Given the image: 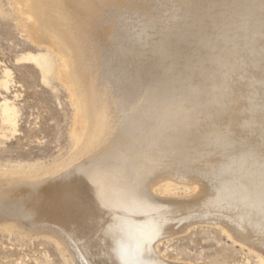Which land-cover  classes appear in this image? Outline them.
<instances>
[{"label": "bare ground", "instance_id": "obj_1", "mask_svg": "<svg viewBox=\"0 0 264 264\" xmlns=\"http://www.w3.org/2000/svg\"><path fill=\"white\" fill-rule=\"evenodd\" d=\"M253 1L250 0L249 2L253 3ZM261 1L263 3V0ZM261 1H259V4ZM18 2L24 5L25 10L28 11L23 13L25 16L29 13L26 18L33 20L26 24V27L29 28V32L33 35L31 37H33V39L35 37L34 41L40 44L39 46L45 45L55 56H58L63 66L66 67L64 71L60 72V77L62 81L69 86L70 92H73L72 94L75 95V100H80V103H78L80 117L79 120H77V130L74 132L76 134H74L76 138L75 149L67 158L50 167L36 169L29 173L0 172L1 191L3 184L8 181H13L12 179L27 185L19 189L22 191L21 194L24 196V199L22 197V199H20L11 196L7 200L0 197V225H3L4 228L5 226H11L12 228H17L25 232L30 231L32 234H52L54 237L62 240L64 245L66 244L68 246V252H70L75 259L72 258L75 261L74 264H164L155 257L152 249L154 247L153 242H155V240L160 241L158 238L171 233L174 228L173 225L176 223L175 221L181 216H184V220H178V224L179 222L182 223V221L188 222L190 218L194 217H198L199 219L211 218L210 220H212V223L221 225L226 230L228 229V232L230 231L229 233L234 236L235 241L237 239L243 242V244L246 243L250 248L264 254V150L259 151L257 149L258 147L255 148L257 146L255 143H251L254 144L251 145L252 148L246 145V148L241 145L235 150H233V148H228V146H231L233 143V138H231L228 133V131L230 132L229 129H226V131H223L222 128L219 129L218 123L222 122L221 118H218L221 114L219 111L220 108L218 109V107L216 108L213 106L219 103L222 105L223 101L226 102L225 100L227 99L233 104L237 102L239 98H246V101L249 103V107L246 109L254 113L260 106V104L257 103L258 100L260 102V99L263 98L261 97L259 99L258 97V100L256 98L261 95V89L262 92H264V82L261 88V84L259 86L257 83L258 81L261 83L260 79L257 80L260 76H256V79V74L254 75L257 66H259L257 63L259 62H253L252 67L250 66L251 63L248 62H252L251 60L253 57L264 48H259V45L264 42L258 44L260 41L257 40L258 43L256 44H258V48H256L257 50L260 49L257 53L256 49H254L256 50L255 53L254 51L252 52V50L251 52H243V49L245 48L246 50L247 46L244 48L242 47L243 49L241 47V49L236 48L237 45H243V43L245 44V42L249 40H247L248 37H245L247 32H245L244 27L241 26L249 17L245 14L246 12L244 13L248 1L245 4L243 1L245 8L241 6L243 8V10L241 9L242 13L248 17L244 16L246 18L244 22L240 23L239 20L238 24L234 25L236 27L241 24L239 25L240 27L236 29L239 33L237 35L240 36L237 37L241 40H237L234 34L230 36L229 33L228 36H226L227 34H220L219 37L218 34L220 32H218L217 36L219 38H217V40L214 39L218 42L216 46L218 50H216L217 54L214 52L215 55L211 54L208 48H202L203 44L201 38H199L201 39L199 41H197L198 38L192 41L191 39L193 37L191 36L192 38L189 39V43L194 42L193 44H197V46L194 45V48L187 51L188 43L182 44L183 49L181 48V50H179L177 48L179 51H176L175 45L178 44V42L172 43L168 37L163 39L162 36L161 38L158 36V38H160L158 41L152 39L146 42L144 40L150 39L151 33L148 34L145 28H143V30L140 28V34L136 32L138 30H131L130 34H132V31H135V34L138 33L137 37L132 36L134 39L132 37V39L127 37L130 39L129 46L126 43V45L121 43L116 44V48H114L115 52L117 54L121 53L123 54L122 56L129 58L131 64H133L132 61H134L136 65L142 62L140 65L142 68H145V63L152 61L151 63H153L152 65H154V67L161 66V70L163 71L160 73L158 70V76L160 77L163 75L159 78L155 76L157 72L154 73L155 70H151L153 67L151 69L148 68V73L146 72L148 77L144 76L147 77L145 78L147 81L144 79L146 85L141 82L143 84L142 86H140L136 79H133L136 77V73L134 74L135 77H133V73L139 70L140 65H137L139 67L135 65L137 68L135 67L136 71L133 70L132 74L130 73L132 72V68L131 71H127L128 69H125L126 66H124V64L123 67L119 66L120 68H124L122 71L124 76L117 78V75L107 67V59L110 60L113 56V54H109V48L113 46V43L115 44L113 39L114 35L116 36L117 34H115V30L117 29L115 27L119 24L118 21L121 19L123 13L129 12V14H141L142 16L147 13L145 11L148 8L144 11L143 6L142 8L127 7L125 3L128 1L126 0H18ZM142 2L139 1V6ZM145 2L146 1H144V4ZM192 2H194V0ZM195 2L197 1L195 0ZM226 2L228 1L226 0ZM147 3L149 4V1ZM230 4L232 3L230 2ZM177 9H175L174 12H177ZM185 9L186 8H184V10ZM184 10L180 12L182 13ZM188 10L186 9V11ZM237 10L241 12L240 9L237 8ZM75 13L77 14L75 15ZM257 13L255 14L257 15ZM256 15L253 17L255 18ZM173 16L175 17V15ZM193 16L196 18L199 17L191 12L187 16L185 15V18H192ZM235 16L236 15H234V18ZM237 16L236 19H243ZM69 17L76 19V21H78L77 18L81 19L78 21V28L76 27V29H74V23H68L70 20ZM151 17L154 18V16ZM205 19V16H201L195 19L196 21L193 23L202 25L204 21L206 23ZM116 20L117 22H115ZM182 21L181 23L183 24ZM186 21H188V19L185 20V22ZM229 23H227L228 26L231 24ZM247 23L250 25L249 22ZM259 23L255 22V25H259ZM192 24L190 23L189 26ZM194 24L193 26L197 25ZM142 25L144 26L145 24ZM142 25L140 27H143ZM172 25L173 24H171V26ZM232 26L233 25L230 27ZM258 27H254V29L258 28L259 31L256 30V32L260 33L262 31L261 27L264 26L260 24ZM233 28L234 27H232V29ZM165 29L166 28L162 30L161 28L166 35L175 32L170 29L168 30L170 32H168L165 31ZM205 29L207 31L206 27L204 30ZM195 30L197 31L198 29L196 28ZM177 31L178 30H176V34ZM196 31L194 32V30H192L191 33L195 34ZM251 31L253 33L255 32V30L252 29ZM172 35H174V33H172ZM180 35L183 36V33L181 32ZM187 35L189 36L188 33ZM256 35L257 34L253 37H256ZM185 36L186 35L183 37L185 38ZM263 36H261L262 39ZM195 37L196 36H194V38ZM258 38H260L259 35ZM252 41L254 40H251V42ZM198 43H201L202 46L200 44L198 46ZM253 43L254 42H252L251 45ZM210 45H208V47ZM178 47L181 46L178 45ZM171 48L175 49L173 52L171 51L172 53L170 52ZM249 50L247 49V51ZM181 53L183 55L186 53L190 56V59L185 61L184 64L181 62L183 61V59L180 58V56L182 57ZM142 58L149 59L144 62V60L140 61ZM47 59L48 56L46 55L39 57L29 55L23 56L21 60L25 62H34L37 65L43 62L45 63V67H43L42 70L48 72L50 66ZM243 66L244 68L246 67V70L242 69ZM180 69H186L182 75L179 74ZM240 70H243V72L245 71L243 77H239L240 75H238ZM119 73H121V71ZM263 73L264 72H262V74ZM126 76H128V78ZM138 76H140V74ZM152 76L155 77L153 78ZM9 78L11 79L9 71L4 70V79L0 81V86L6 91L8 89ZM262 80L264 81V79ZM238 84L241 86L237 87ZM247 87H251L250 89L253 90L249 92L247 91ZM163 89L168 91V94L172 93L170 97L165 95L167 92L162 93L164 92ZM246 91L249 93L245 95L244 93H246ZM251 99L255 100L253 105ZM243 102L245 103V101ZM248 103L245 105L242 104V107L245 108ZM242 110L244 109L241 108L240 111L242 112ZM0 111L2 124L9 128V132L12 131V133H14L16 126L14 107L4 101ZM260 111H262V109ZM246 115L250 116L249 114H244V116ZM230 116L232 117V115ZM86 117L89 119L84 120L87 119ZM236 119L237 118L233 120L228 119L230 122L224 119L226 123L220 124L226 127L229 124L233 125L239 123ZM251 119L252 120H250V118L243 120L242 118L243 121L240 120L242 122H240L241 127L239 128L243 129V127H246L247 130L250 129L249 132L256 130L255 134H258L257 131L261 132L259 127H263L262 125L264 122L259 126L258 124H253L255 123V121H253L254 118ZM260 121L258 122L259 124H261ZM231 128L235 129L234 127ZM259 136L262 137V135ZM239 137L237 138L239 139ZM208 138H212V140L207 141ZM199 141L203 142V148L201 150L197 148L201 145ZM195 143L200 144L197 146ZM224 144L225 146L222 147L223 150H230V153L227 152L228 154L226 155L223 154L215 160L212 159L211 155H209L214 152L211 150V147L217 149L219 148L218 146L221 147ZM233 145L235 144L233 143ZM236 147L234 146V148ZM191 149L195 150L194 155H196V157L194 156L192 158L191 155L188 156V154H192V152L188 153ZM221 149L219 151H221ZM217 155L218 154H216V156ZM193 159L205 166L209 165L208 163L216 165L212 167V170H215L216 173H218L217 175L220 174L225 176L226 180L229 178V181L224 180V182H220L218 187L214 188L215 192L208 193L211 187L207 191L209 187L208 184L207 186L205 184L207 181L205 183L202 182L200 177L197 178L195 174L194 178H190L189 180L184 179L190 182L189 184L191 185H189V188L194 191L193 196L191 195L192 197L190 196L191 198L189 197L186 201L170 197L167 200L166 198L168 197H166L164 201H161L155 196H152L153 194L150 191L151 187L154 186L152 183L154 184V182L156 183L158 179H160L159 181L162 180L166 183V186L170 187V183L166 182L171 178L169 174H174L175 172L178 175L179 168L186 165L188 166L189 161ZM195 160H193V162ZM209 160L212 162H208ZM197 170L198 169L195 170L196 173ZM202 170L200 169L199 172ZM206 170L208 171V169ZM64 171H68L69 175H74L73 181L70 180V178L69 181L67 180L68 178L66 175L68 174L65 173L64 175ZM60 172L63 173L64 176H61L59 174ZM57 174L61 177L49 181L44 187L43 184L45 181ZM184 177L185 175L182 178ZM182 178L181 181L183 182L184 180H182ZM201 178L203 179L204 177ZM231 178L233 181L230 180ZM221 180L223 179L219 181ZM203 181H205V179ZM208 181L210 180L208 179ZM228 182H231L229 183L230 185L227 184ZM236 185L238 187H236ZM240 186H244L242 190L239 188ZM76 187L79 189H76ZM2 192H4V189ZM7 193L10 192L7 191ZM44 194L48 195L49 198L46 200V204L44 203L45 205H43L55 216L57 223L42 217L40 214H35L37 208L41 209V207H43L41 205L42 201H39V197L41 195L44 197ZM49 200H52V202L49 203ZM31 201H33L34 204ZM239 201L247 203V205H243L245 208L252 205L259 207V216L253 219L255 215L252 217L251 213L247 211L248 209H244L243 207L242 209L244 210H241L243 215L239 216L240 211L234 212V210H238V208H235L239 206L235 207V205H237ZM223 202L230 207H223L221 205ZM53 206L58 207L55 210ZM95 207L98 211H103L102 213L100 212L101 215L107 212L109 216L111 215L112 218L115 219L116 223L114 224L117 226L115 227L117 229L115 231L117 232L108 230V225L105 227L107 229L106 231L100 230L101 226H104L99 224L101 222L100 214L95 212ZM57 213L60 216L57 215ZM190 213L194 215L191 216ZM247 214L250 216L249 219ZM110 225L111 224H109L108 228ZM124 230L130 234V236L134 237H132L134 242H137L134 244L131 242L133 240H131L130 242L133 245L129 248L123 246L121 243L117 244L113 242L116 239L115 236L118 234L120 235L122 233L120 231ZM231 234L230 236H232ZM127 242L129 241L127 240Z\"/></svg>", "mask_w": 264, "mask_h": 264}, {"label": "rangeland", "instance_id": "obj_2", "mask_svg": "<svg viewBox=\"0 0 264 264\" xmlns=\"http://www.w3.org/2000/svg\"><path fill=\"white\" fill-rule=\"evenodd\" d=\"M126 1H128L127 3H125V6H127V7H136V8L140 7V8H142V6H143L144 11L146 10V8H148V9L150 8L149 9L150 11L147 9L145 11L147 13L143 14L142 16H141V14H133V13L129 14V12H125V13H123L121 19L118 21V23L120 25L117 23L118 25L115 27V28H117L115 30V34L117 33L116 34L117 37L114 35L113 39H114L115 44L113 43V46L109 48V54L110 55L113 54V56L111 57L112 60L110 59L111 61L107 59V65H108L107 67H109L110 70L115 75H117V78L124 76L123 72H122L124 70V68H120V67H123V64H124V66H126L125 69H128L127 71H129V70L131 71V68H132V72H130L131 74L133 73V70L136 71L135 67L137 65L142 64V62H140L136 65V63L134 61H132L133 64H131L130 63L131 61H129V58L122 56L123 54H121V53L117 54L115 52V49H114V48H116L115 46L118 43H121L124 45L127 44L129 46L130 39L133 38L132 36L137 37V34H138V33L135 34L134 33L135 31L134 32L132 31L131 32L132 34H130L131 30H138L136 32H139V34H140V31H141L140 28H142V30H143V28H145L148 34L151 33L150 39L148 38V39L144 40L146 42H147V40L149 42L152 39L153 40L155 39L158 41L161 38V36L163 39L168 37V38H170L172 43L178 42V44L175 45L176 51L181 50L182 44L188 43L187 44V47H188L187 51L189 49L191 50L192 48H194V45L197 46V44H193L194 42L189 43V39H191L192 37L194 38V36H196L195 37L196 39L192 38L191 40L194 41V40H197V38H198L197 41H199L202 39L201 40V42L203 44L202 48H208V50L211 51V54L215 55L214 52H216V50H218V49H216L217 48L216 46L218 44V42H216V40H217V38L220 37L219 35L220 34L221 35L227 34L226 36H228V33H229V35L232 36V34H234V36L238 40L240 36L237 35L239 33L236 29H238L240 27L239 25H241V24L237 25L236 27L234 25L238 24L239 20H240V23L244 22L246 19L244 16L248 15L249 16V17L247 16L248 21L246 19L245 23L249 22L250 25L248 23H247L248 25L245 23H242L243 25H241V26H243L245 29V32H247L245 34L246 35L245 37H248L247 40L248 39L249 40L246 41L245 44L243 43V45H240V46L237 45L238 47L236 46V48L241 49L242 47L244 48L247 46L246 50H245V48L244 49L242 48L243 52L244 51L251 52V50H252V52L254 51V53H255V51L258 48V44H261L262 42H264V36H263L264 35V27H261L262 31L260 30L262 32V34H261V32L260 33L256 32V30L259 31L258 26H260V24H261V26H264V24H263L264 23V20H263V18H264V4H263L264 0H263V3L261 0H254V1L252 0L253 3L249 2L250 0H241V1L240 0H235V1L232 0L233 2L231 0H227L229 2V4H228V2H226V0H221V1H219V0H215V1L214 0H202V1L196 0L197 2H195V0H194L195 3L192 2L193 0H155V1L144 0V1H146L145 4H144L143 0H138V2H137V0H135V1L132 0V2H131V0H126ZM139 1L140 2L143 1L140 4V6H139ZM148 1H149V4L147 3ZM243 1H244V4L248 1L246 3L247 8H245ZM259 1H261L260 4H259ZM230 2L232 4H230ZM136 4H137V6H136ZM223 4L224 5L227 4V5L231 6L232 8L227 6V5L224 6ZM254 4L260 9H258ZM144 5H145V8H144ZM150 5H151L152 9H151ZM250 5H252V6H250ZM259 5H261L262 8ZM23 6L24 5L20 4L18 2V0H0V81L2 79H4V70L9 71L10 76H11V79L9 78L10 82L8 81L7 91L4 90L2 88V86H0V108H1L2 103L4 101H6L10 106L14 107L15 116H16L15 132L12 133V131L9 132L10 130H9V128H7V126L2 124V116H1V111H0V172H4V171L5 172H15V173H19V174H20V172H21V174L22 173H29V172L36 170V169L50 167L52 165H55L56 163L61 162V160L65 159L69 155H71V153L75 149V145H76V138L74 136V134H75L74 132H76V130H77L76 129L78 126L77 120H79V117H80V115H79L80 108L78 107V103H80V100H77V99L75 100V98H76L75 95L72 94L73 92H70L71 90L69 89V86L64 81H62V79L60 77V72L64 71L66 67L63 66V64H62V62L58 56H55V54L52 53L48 48H46L45 45L39 46L40 44H38L37 42L34 41L35 37H34V39H33V37H31L33 35L31 32H29V28L26 27V24L28 22L33 21V20H31L30 18H26V16H28L27 14H29V13H27L26 16H25V14H23V13L28 12L25 10V6L24 7ZM218 6H219V8H218ZM241 6L242 7L244 6V8H245L244 13L246 12L245 14H247V15L242 13L241 9L243 10V8ZM166 7H167V9H166ZM180 8H181V10H184V8H186L187 10L189 9L188 10L189 13H188V11H186V9L184 11H182V13H181ZM237 8L240 9L241 12H239V10H237ZM175 9H177L176 10L177 12L179 11L178 12L179 14L177 12H174ZM249 10H250V12H249ZM191 12H193L196 16H199V17L196 18L193 16L192 17L193 19L187 18V17L185 18V15L187 16ZM231 12H232V14L233 13L234 14L232 15ZM251 12H252V14H251ZM186 13H188V14H186ZM239 13H241V14H239ZM255 13H257L258 17ZM76 14L77 13H75V15ZM180 14H182L184 16H182ZM249 14H251V15H249ZM253 14L256 15L255 18L253 17L254 16ZM149 15L154 16V18L149 16ZM173 15H175V17ZM224 15H225V17H224ZM234 15H236V16L238 15L239 17H242L244 20L242 19L243 20L242 21L241 18L236 19V16L234 18ZM201 16H205L206 23L204 21V23H202V25L199 23L194 24L193 22L196 21L195 19H198ZM226 17H227V19H226ZM77 19H78V21L81 20L79 18H77ZM111 19H113V18H111ZM152 19H154V20H152ZM187 19H188V21L185 22V20H187ZM189 19H191V20H189ZM78 21H76V19L70 18L68 23L69 24L74 23V26H75L74 29H76V27L79 24ZM138 21H139V23H138ZM161 21L164 23H162ZM181 21L183 22V24L181 23ZM214 21L215 22L217 21V22L215 23ZM75 22H76V24H75ZM115 22H117V20ZM207 22H208V24H207ZM218 22H219V25H218ZM224 22H225V24H224ZM233 22H235V23H233ZM255 22L256 23L260 22V23H259V25L256 24L257 25L256 26ZM134 23H135V25H134ZM179 23H180V25H179ZM190 23L191 24L193 23L194 25L197 24L198 26L197 25L193 26V24L189 26ZM227 23H229L230 25L228 26ZM142 24H145V25L143 26ZM168 24H170V25H168ZM171 24H173V25L171 26ZM141 25L143 27H140ZM175 25L177 28L175 27ZM231 25H233L232 27H234L233 29H235V30H233L232 27H230ZM147 26H148V28H147ZM214 26H215V28H214ZM195 27L199 31L198 30L196 31ZM205 27L207 28V31H206V29L204 30ZM254 27L255 28L258 27V28L254 29ZM132 28H134V29H132ZM161 28H162V30H164V28H166L165 31H168L170 29L171 31H175V32H171V34L168 33L166 35V33L164 31H162ZM249 28H251L252 30H255V32L253 33L251 31V29H249ZM186 29H188V30H186ZM202 29H203V31H202ZM217 29H219V30H217ZM227 29H229V30H227ZM176 30H178L177 34H176ZM192 30H194V32L196 31V33H195L196 35L194 33H191ZM248 31H250V32H248ZM168 32H170V31H168ZM181 32L183 33V36L186 35L185 38H187V39H185L182 35H180ZM184 32H186V33H184ZM202 32H204V33H202ZM218 32H220V33L218 34ZM29 33H30V35H29ZM172 33H174V35H172ZM187 33L189 34V36L187 35ZM248 33H250V34H248ZM192 34H194V35H192ZM199 34H200V36H199ZM217 34L219 37L217 36ZM255 34H257L256 37H253V36H255ZM211 35H214L215 38H214V36H211ZM241 35H244V34H241ZM258 35L260 38H261V36H263V39L258 38ZM34 36H36V35H34ZM158 36L160 38H158ZM237 36H239V37H237ZM249 36H251L252 38ZM127 37L130 39H128ZM124 38L128 39V40H125ZM199 38H201V39H199ZM204 38H205V41H204ZM227 38H230V37H227ZM214 39H216V40H214ZM255 39H256V41L259 40L260 42L259 43H258V41L256 42ZM174 40H176V41H174ZM239 40H241V39H239ZM251 40H254V41H252V42H254L252 45H251V43H252ZM203 41H204V43H203ZM249 42H250L251 46L249 45ZM211 43L214 45V47ZM256 43H258V44H256ZM190 44H193V45H190ZM199 44L202 46L201 43H198V46H199ZM206 44H208V45L211 44L209 46L211 49ZM178 45L181 47H178ZM263 45H264V43L259 45V48L261 49L262 47H264ZM184 47H185V45H184ZM247 49L248 50L250 49V50L247 51ZM254 49H256V50H254ZM260 49H258L256 51V53ZM174 50L175 49L171 48L170 52L171 51L173 52ZM263 50H264V48H262L259 51V53L257 55H255V57H253L254 60L252 59L251 60L252 62H248V63H251V65H250L251 67L253 66V62H259L257 64L261 67L257 66V70H255L256 73H254V75L256 74L255 77L260 76V77H258V79L256 77V79L257 80L260 79L261 83L259 81L257 83L259 84V86L261 84V86H260L261 88H262V85L264 82L262 80V79H264V73L262 74V72H264V68H263V66H264V51ZM216 54H217V52H216ZM29 55L38 56V57L39 56H45V55L48 56L47 61H48L49 66H50V68H49L50 70L48 72H45L44 70H42V68L45 67V63H43V62H40V64L37 65L34 62H28V61L25 62V61L21 60L23 56H29ZM117 57H119V58H117ZM178 58H177V60H178ZM180 58L183 59V61H181V62L184 64L185 61H188L190 59V56H189V54L184 53V55L182 54V57L180 56ZM255 58H256V60H255ZM127 59H128V62H127ZM147 59H149V58H142L140 61L144 60V62H145V60H147ZM151 62L145 63V68H142L141 65H140V67L137 66V67H139V70L133 73V77H135L134 74L136 73V77L133 79H136L137 82H139L140 86H142L143 84L146 85L145 80L147 81V79H145V78L148 77V74L146 75V72L148 73V68L151 69L153 67L151 70H153V71L155 70L154 73L157 72V73H155V76H158L159 72L160 73L163 72L161 70V66H158V67L155 66L154 67V65H152L153 63H151ZM110 63H111V65H110ZM113 63L116 65H114ZM146 66H147V68H146ZM246 66H248V65H246ZM133 67H134V69H133ZM158 68H160V69H158ZM120 69H122V70H120ZM242 69L246 70V67L244 68V66H243ZM144 70H145V73H144ZM158 70H159V72H158ZM185 70L180 69L179 74L182 75ZM243 70L242 71L240 70L238 72L239 73L238 75H240L239 77H243V74L245 72V71L243 72ZM120 71H121V73H119ZM258 72H261V73H258ZM139 74H140V76H138ZM144 76H147V77H144ZM162 76L163 75H161L160 77H162ZM126 77L128 78V76H126ZM140 79H142V80H140ZM141 82H143V84ZM84 86H86V85H84ZM239 86H241V85L238 84L237 87H239ZM247 88H248L247 91H249V92H250V90H253V89H250L251 87H247ZM263 89H264V86H263ZM166 90H168V89H166ZM163 91L164 92H162V93L167 92L165 95H168L169 97H170V94H172V93L168 94V91H165V89H163ZM247 91H246V93H244L245 95L249 93ZM261 92H262V89H261ZM261 92H260V94L263 96H261V95L257 96L256 97L257 100H258V97H259V99L261 97L264 98V92H262L263 94ZM245 95H244V97H245ZM231 97H232V95H231ZM263 98L260 99L261 103L258 100L257 103L260 104V106L258 105L259 108L258 107L257 108L259 110L256 109V111L254 113H251L250 112L251 110L246 109L249 107V103L246 101L247 100L246 98H244V99L239 98L238 101L234 102L233 104H231L230 100L227 99L225 101L228 102L229 104L223 101L222 105H220V103L213 105L216 108L218 107V109L220 108L219 111L221 114L220 113H219L220 115L218 114L219 115L218 118L219 119L221 118L222 122L218 123V126L220 127V128L219 127L218 128L219 129L222 128L223 131H226V129H229L230 132L228 131V133L230 134L231 138H233L232 141L235 145H233V143L231 144V146L226 145V146H228V148H230V149L233 148V150H235V149H238L241 145L242 146L246 145V146L252 148L251 145H254V144H251V143H255V145H257L255 148L258 147L257 149L259 151L264 150L263 149L264 148V132H263V128H264V124H263V122H264L263 101L264 100H263ZM243 101H245V103ZM237 103H239V104H237ZM246 103H248V105H246V107L243 108L242 104L245 105ZM251 103L253 105V103H255V100L251 99ZM234 105H236V106H234ZM241 108L244 109V110H242V112L240 111ZM261 109H262V111H260ZM224 111H225V113H224ZM226 112L228 115L226 114ZM234 112H235V114H234ZM244 114H249L250 116H248V115L244 116ZM230 115H232V117ZM253 115H255V116H253ZM245 117H247V118H245ZM86 118L87 119H84V120L89 119L88 117H86ZM227 118L229 120H233V119L237 118L236 120L239 123H236L237 125L236 124H233V125L229 124L228 125L229 127L228 126L225 127L224 125L220 124V123H226V120H228ZM231 118H233V119H231ZM242 118H243V120H247L249 118H250V120H252L251 118H254L253 121H255V123H253V124H258L259 126L263 124L262 125L263 127H261V126L259 127L261 132L257 131L258 134H255L256 130L249 132L250 129L247 130L246 127L245 128L243 127V129L239 128V127H241L240 122L243 121ZM224 119H226V120H224ZM260 119H261V121H260ZM240 120H242V121H240ZM259 121L261 124L258 123ZM238 124H240V125H238ZM231 127H234L235 129H233ZM232 130H234V131H232ZM246 131H248V132H246ZM239 134H240V137H239ZM259 135H262V137H260ZM242 136H243V138H242ZM257 136H259V137H257ZM237 137H239V139ZM208 140H212V138H210V139L208 138L207 141ZM261 141H263V142H261ZM199 142L201 143V145H199L200 143L199 144L195 143V144L197 146L199 145L197 148H199L201 150L203 148L202 147L203 142H201V141H199ZM223 146H225V144L222 145L221 147L218 146L219 148H217V149L215 147H214L215 149L213 147H211L212 148L211 150L214 151V152H212V151L211 152L213 154H215V155H213L212 153L209 154V155H211L212 159L215 160V159L219 158L220 156H222L223 154L226 155V154L230 153L229 152L230 150L229 151L223 150V148H222ZM234 146L235 147L237 146V147L234 148ZM246 146L244 148H246ZM220 149H221V151H219ZM190 152H192L193 155ZM188 153H190V154H188V156L191 155L192 158L194 156L196 157V155H194V153H195L194 149H191ZM216 154H218L217 155L218 157L216 156ZM193 160H195V159H193ZM193 160H190L192 163L189 161L188 166L186 165V166H182L181 168H179L180 170H179L178 175L175 172H174V174H169V177L171 176V178L166 182L170 183V185H171L170 187L166 186L165 185L166 183L163 182L162 180L161 181L163 183L161 181H159L160 179H158V182H156L157 184L155 182H154V184L152 183V185H154V186L151 185L152 187L150 189L151 193L153 194L152 196H155L157 199H159L161 201H164L166 197H168V198H166V200L169 199V197H170L173 199L177 198L178 200H185L186 201L187 199H189V197L191 195L193 196V194H194V191H192V189L189 188L190 187L189 185H191V184H189L190 182H187V181L190 178H194L195 174L197 175L196 176L197 178L200 177L202 182L205 183L207 181L205 183L206 186H207V184L209 185V187L207 188V191L211 187L210 190L208 191V193H212L213 191L215 192L214 188L218 187L220 182H222V181L224 182V180L229 181V178H227L228 180H226L225 176L220 175V174H219L220 175L219 176V175H217L218 173H216L215 170H212V167L216 166V165H213L212 163L211 164L208 163V162H212V161L209 160L207 162L209 165L205 166V165L199 163V161L195 160L193 162ZM200 162H202V161H200ZM250 165H252V164H250ZM196 169H198L197 173L195 171ZM200 169L201 170L203 169V170L201 172H199ZM206 169H208L209 172ZM210 170L213 172H211ZM63 173H64V175H65V173L68 174V171H64ZM63 173L60 172L59 174L62 176ZM198 173H199V175H198ZM59 174L54 175L53 177L49 178L50 180L48 179L47 181H45V183L43 182L44 187L47 183H49V181H53V179L55 180V179L61 177ZM184 175H185V177L182 178ZM66 176L68 178L67 180L69 181V178H70V180H72L74 175L72 176L71 174L70 175L68 174ZM201 177H204V178L202 179ZM178 178H179L180 182H179ZM181 178H182V180H184V179H188V180H184L182 182ZM74 179H75V177H74ZM204 179H205V181H203ZM208 179L210 181H208ZM216 179H217V181H216ZM220 179H223V180L219 181ZM12 180L13 181H8V182L3 184L1 189H2V191L4 189V192H2L0 190L1 191L0 197L5 198L7 200L11 196L22 199L24 196L21 194L22 191L19 189L21 187H26L27 185H25V183H23V182H19V181L14 180V179H12ZM230 180L233 181L232 178ZM155 181H157V180H155ZM173 182H175V183H173ZM229 183H231V182H228L227 184L230 185ZM4 186H6L7 188H9V187L10 188L7 189ZM236 187H238V186L236 185ZM243 187L244 186H240L239 188H241V190H242ZM76 189H79V188L76 187ZM7 191L10 193H7ZM4 193H5V195H4ZM6 193L9 195H7ZM48 198H49V196L45 195V194H44V197L42 195L39 197V199H40L39 201H42L41 205L43 207H41V209L37 208V211L35 210V212H36L35 214L36 215L40 214L42 217H45L46 219L52 220V222L54 221V223H57V221H56L57 219L55 218V216L52 213H50V211L47 207L46 208L44 207V205L46 204L45 202ZM54 198H55V196H54ZM162 198H163V200H162ZM51 199H53V198H51ZM0 201H1V198H0ZM31 202L33 203V201H31ZM51 202H52V200L51 201L49 200V203H51ZM39 204H40V202H39ZM239 204H241L242 206ZM244 204L247 205V203H244V201L243 202L239 201V203L237 205H235V207L239 206V207L235 208V209L238 208V210H234V212L240 211L239 212V216H240V215H243L242 211L244 209H248L247 211H249L251 213L252 217L255 215L253 217V219H256V217L259 216V211H258L259 207H257L256 205H252V206H248L245 208V206H243ZM221 205L223 207L229 206L228 204H225V202L221 203ZM57 207L58 206H53V208H55V210ZM242 207L244 209H242ZM95 209H94L95 212H98V214H100V212L101 213L103 212V211H98L96 207H95ZM255 209H256V211H255ZM203 210H205V209H203ZM203 210H201V211H203ZM104 213L106 214V216H105V214L99 215L100 221H101L99 224H102L104 226V227L101 226L100 230L106 231L108 229L110 231L113 230L114 232H117V231H115V230H117L115 228L117 226H115V224H114V223H116L115 219H113L111 215L109 216V213H107V212H104ZM57 215H59V214L57 213ZM192 215H194V214H191V216ZM101 216L103 217V219ZM104 216H105V218H104ZM194 218H190L188 220V222L182 221V223L179 222V224H178V222H177L178 220H181V219L184 220V216L179 217L178 220L175 221L176 223L173 225L174 228H173V231L171 233L165 234L164 236L161 237L162 239L158 238V239H160V241L155 240V242H153L154 247L152 249L154 251L155 257L158 258L159 261H161L164 264H171V263L172 264H264V254L263 253H260V252L256 251L255 249L250 248L248 245H246V243L243 244V242L238 241L237 239L235 241L234 236L231 233H229L230 231L228 232V229L226 230L225 228H223V226L216 225V223H212V220H210L211 218H207V219L206 218L199 219L198 217H194ZM249 218H250V216L248 215V219ZM104 219H105V221H104ZM108 220H110V221H108ZM111 220H113L114 222ZM189 223H190V226H189ZM109 224H111V225L108 228ZM106 226H107V229L105 228ZM102 228H103V230H102ZM104 228H105V230H104ZM176 229H178V230H176ZM120 232H122V233L120 235L118 234L119 236L118 235L115 236L116 239L113 241L114 243H117V244L121 243L123 246H125V247L127 246L128 248L133 245L132 243H134V244L137 243V242H134V239H133L134 237L130 236V234H128L125 230L120 231ZM230 234L232 236H230ZM59 240H60L59 238L54 237L50 233L49 234L48 233L47 234L46 233L32 234L30 231L25 232V231L19 230L17 228H12L11 226L10 227L5 226V228H4L3 225H0V264H74L75 259L72 257L71 253L68 252V246L66 244L64 245V243H62L63 242L62 240H60V241ZM127 240L129 242H127ZM131 240H133V241H131ZM121 241H123V242H121ZM128 243L131 245H129ZM144 252H143V254H144ZM143 254H141V255H143Z\"/></svg>", "mask_w": 264, "mask_h": 264}]
</instances>
